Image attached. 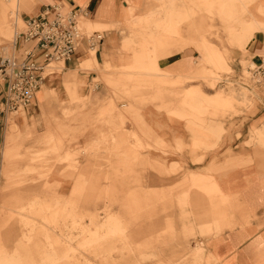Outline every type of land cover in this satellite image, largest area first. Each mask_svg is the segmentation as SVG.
Masks as SVG:
<instances>
[{
    "label": "crops",
    "instance_id": "crops-1",
    "mask_svg": "<svg viewBox=\"0 0 264 264\" xmlns=\"http://www.w3.org/2000/svg\"><path fill=\"white\" fill-rule=\"evenodd\" d=\"M14 1L24 7V23L47 7L65 14L85 6L83 16L100 28L104 42L93 56L83 41L72 61L46 67L33 103L15 115L2 113L7 83L0 78L3 173L14 178L9 166L19 153L13 140L37 152L53 140L52 148L63 155L73 140L87 147L103 139L108 132L103 119L114 125L132 121L127 132L149 147L137 153L136 163L134 148L124 146L130 136L118 132L113 138L121 146L110 161L114 169L83 153L80 174L64 172L59 164L45 195L37 191L29 199L17 192L3 208L22 214L25 203L42 200L54 209L51 218L62 215L79 223L81 204L90 212L105 207L108 216L96 231L129 229L133 245L161 260L151 264H170L184 251L191 257L196 243L202 249L198 263L264 264V85L255 103L249 95L238 97L243 88L256 95L229 78L232 49L209 38L222 39L223 33L229 46L250 53L251 60L240 61L241 77L248 79L245 68L264 55V0ZM8 7L0 0V41L20 33L17 27L13 31ZM14 18L19 20L18 11ZM15 38L18 60L44 62L43 51L25 55L34 42ZM222 83L226 87L218 88ZM204 85L214 92L206 93ZM118 98L129 99V105ZM243 103L251 104L241 110ZM177 144L176 153L154 148Z\"/></svg>",
    "mask_w": 264,
    "mask_h": 264
},
{
    "label": "rangeland",
    "instance_id": "rangeland-1",
    "mask_svg": "<svg viewBox=\"0 0 264 264\" xmlns=\"http://www.w3.org/2000/svg\"><path fill=\"white\" fill-rule=\"evenodd\" d=\"M7 4H9V7L6 13L8 19L9 17L11 18L9 21L13 27V31H16V27L18 32L25 31V23L20 16L24 7H22V5L17 7V3L14 0H10ZM17 11L19 12L18 21L14 18ZM83 20L81 21V25L84 31H100L98 26L87 20ZM221 35L222 39H219L214 34L209 38L221 48H229L234 52L229 60L234 71L229 78L235 81V83H245L256 95L254 97L249 90L246 88L242 89L239 85H236L234 88L238 92L242 89L238 97L244 99L249 95L250 99L252 101L254 100L253 103H255V101L261 98L262 92L260 88L264 85V80L257 84L255 80L249 78V74H246L248 79L241 77L242 69L240 61L243 59L249 61L252 56L250 53L244 54L238 51L236 47L229 46L226 35H223V33H221ZM15 36L16 34H13L11 38H2L0 41V49H5V51L11 53ZM190 53L196 56L195 51H191ZM91 55H93V53H91ZM198 82L202 83V81ZM188 85L189 84H185L184 86L186 87ZM221 87L225 88L226 86L222 83L219 84L218 88ZM208 89L209 88L204 85L203 90L206 93L211 94V92H214ZM146 92L147 91H143L142 93ZM117 103L129 105L130 101L127 98H118ZM152 103L161 102L157 101ZM250 104L251 103H243L238 104V106L239 109L243 110ZM224 117L225 116H220L221 119H224ZM124 122L125 120H123V122L120 121L118 125H114L113 122L103 119L101 123L106 126V130L108 131L107 134L103 132V139H97L87 147H83L84 145L73 140L68 146L71 147L70 150H66L63 155H61V149L52 148L51 145H53V140H48L50 146L46 151L39 152L34 148L25 149L22 143H19V138L11 142L15 144L14 146L19 153V155L13 158L9 166L14 178L10 179L3 173L6 160L3 155H0V264H19V258L21 259V264H151L155 261H161L156 257L147 255L139 246L133 245L129 229L124 232L117 231V229L107 231L106 233L104 230L96 231L98 226H100L108 216L109 211L105 207L101 210L96 209L94 212H90L81 204V208L77 210L79 223H74L73 218L63 217L62 215L58 216L56 219L55 217L51 218L50 215L51 212H54V209L50 206H45L47 202L42 200L30 206L25 203L26 207L21 211L22 214H14L10 209L3 208L6 201L12 198L17 192H21L29 197V199L32 198L37 191L40 195H45L47 192L45 190L47 188L46 184L52 178L54 167L59 164L65 166L64 172L80 174L79 157H81L83 153L92 159H96L98 162L107 163L113 168L114 163H110V161L116 156V148L121 146L113 138L118 132L121 133L122 131V133L124 132L128 137L130 136V139H126L127 143H125L124 146L134 148L136 156L133 158L137 163V161L141 159V156H138L137 153H142V151L146 150L149 146L143 147L139 144V139H137L136 135L132 136L131 133L127 132L126 125L132 121L126 122L125 125ZM134 125L135 128L139 127L141 130L140 125L135 122ZM131 137H135L134 147L132 146L133 142ZM143 141L148 140L145 139ZM154 148L157 150L161 149L163 152L168 153L181 151L178 144L175 149H170L171 147L166 145L162 148L158 146ZM118 151H120V149ZM129 158H132V156L129 155ZM109 199L115 200V196L107 194V200ZM53 204L58 205L55 202ZM114 207L115 205H112L109 210L113 212ZM196 246L197 250L191 254V257H189L191 252L188 253L184 251L183 254L176 256L174 260H170L168 263L203 264L197 261L202 254V249L198 243H196ZM1 254L13 257L3 259ZM180 257L183 258L182 261Z\"/></svg>",
    "mask_w": 264,
    "mask_h": 264
},
{
    "label": "built area",
    "instance_id": "built-area-1",
    "mask_svg": "<svg viewBox=\"0 0 264 264\" xmlns=\"http://www.w3.org/2000/svg\"><path fill=\"white\" fill-rule=\"evenodd\" d=\"M52 12L55 14L49 18ZM83 14V9L64 14L57 6L47 7L42 15L25 22V31L16 37L22 36L27 43L34 42L33 48L25 53L27 57H33L37 50L44 52L42 64L18 60L14 45L11 53L5 49L0 52V78L7 83L3 114H15L31 106L44 82L45 69L50 64L72 61L83 41H86L90 51L98 50L103 44V32L89 33L81 27ZM252 61L253 64L248 67L250 78L259 84L264 80V57Z\"/></svg>",
    "mask_w": 264,
    "mask_h": 264
},
{
    "label": "bare ground",
    "instance_id": "bare-ground-1",
    "mask_svg": "<svg viewBox=\"0 0 264 264\" xmlns=\"http://www.w3.org/2000/svg\"><path fill=\"white\" fill-rule=\"evenodd\" d=\"M4 1H6V2H9V0H4ZM83 9H85V6H83ZM132 15V14H131ZM83 19H85V20H83ZM86 21L87 19H86V17L85 16H82V18H81V20H80V24H81V21ZM81 27L83 28V26L81 25ZM89 33H91V32H89ZM16 39V38H15ZM96 51L97 50H95V51H91V53H96ZM263 57H264V55H263ZM223 61V60H222ZM253 64V63H252ZM251 64H249L248 65V67L250 66ZM53 66V65H52ZM248 67H246L245 68V73L246 74H249V78H250V72L248 71ZM48 72V71H47ZM45 75H47V74H45ZM44 84V83H43ZM43 84H42V86H43ZM38 93V92H37ZM122 108H125V105H123L122 106ZM19 113V112H18ZM15 114H17V113H15ZM15 114H13V115H15Z\"/></svg>",
    "mask_w": 264,
    "mask_h": 264
}]
</instances>
